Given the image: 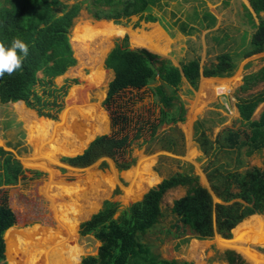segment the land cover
Instances as JSON below:
<instances>
[{"label":"trees","instance_id":"obj_1","mask_svg":"<svg viewBox=\"0 0 264 264\" xmlns=\"http://www.w3.org/2000/svg\"><path fill=\"white\" fill-rule=\"evenodd\" d=\"M247 2L253 13L264 12V0ZM154 3V0H74L70 4L60 0H0V42L7 47L10 46L12 38L18 36L29 45V54L22 69L11 76L6 74L0 78V104L20 101L25 108L39 117L37 119L42 125L52 123L48 120H54L60 111L67 86L75 83V80L65 81L56 87L52 80L75 63L68 33L79 12L83 10L91 20L110 21L114 25H119L129 17H136L137 21L144 23H154L156 18L150 13ZM136 25L134 24L135 27ZM262 53L264 54V22L259 20L249 37L242 58ZM102 68L111 72V79L106 84L104 97L100 102V106L107 111L109 134L93 137L80 155L62 157L59 161L67 166L83 168L99 158L111 159L121 147L128 146L131 141L140 137L138 131L132 136L128 134L130 122L125 114L127 108L120 105L119 99L123 93H136L149 87V95L158 109L156 123H148V139L152 141L158 127L175 124L183 118V109L175 106L176 90L182 80L194 89L199 76L227 77L234 64L233 58L224 53L216 56L213 63L199 72L198 61L193 59L180 64L181 78L178 68L172 66L168 60L143 48H128L124 36L106 53ZM100 80L101 78L96 79L93 83ZM154 82L158 83L151 86ZM263 82L264 66L256 72L244 75L237 91L246 93ZM235 100L238 121L244 130L223 131L212 141L207 140L204 133H199L195 138L198 150L210 160L203 168L209 190L198 184L196 176L175 173L162 179L155 188L147 190L139 201L121 209L115 219L112 217L116 212V204L103 201L100 209L77 227L79 236L90 234L99 243L96 255L82 257L78 263H71L67 257L62 256L57 258V264H192L161 259L150 251L147 244L140 241V237L161 216L159 203L162 196L176 187L184 188L185 193L174 200L170 208V213L175 216V237L179 235L177 231L182 230L197 240L209 239L214 234L222 239H229L230 230L243 218L254 214L264 218V159L260 168L249 167L242 171L237 170L238 161L236 168L226 170L224 166L211 160L220 151L238 152L244 149L246 157L264 148V109L256 121L250 119L255 108L264 101V88ZM170 145L168 143V147ZM168 147L164 146L165 149H169ZM22 172L16 160L0 149V186L13 183ZM59 196L46 197V200L49 201L54 220L62 229L66 208L57 204ZM212 197L218 203H214ZM13 224L14 216L2 198L0 264H5L2 235ZM11 236L15 237L13 234ZM48 240L50 239L36 242L38 244L32 243L31 246L65 244V240L55 239L52 244ZM17 244L18 241L14 246L17 247ZM29 244L31 243H26ZM31 246H28L27 254L35 264ZM24 254L26 255L25 252ZM225 254L224 260L230 264L232 253ZM45 263L48 264L47 261Z\"/></svg>","mask_w":264,"mask_h":264},{"label":"rangeland","instance_id":"obj_2","mask_svg":"<svg viewBox=\"0 0 264 264\" xmlns=\"http://www.w3.org/2000/svg\"><path fill=\"white\" fill-rule=\"evenodd\" d=\"M60 1L70 4L74 0ZM154 1L155 6L151 8L150 13L156 16L158 24H146L137 21L136 17H129L127 20H122L119 25H114L110 21L91 20L83 10L73 20L68 33V41L75 63L67 68L62 75L54 78L52 82L56 87L61 86L65 81L75 80V83L67 86L60 111L54 120L48 121L59 123V118L65 111V107L71 109V119L69 120L71 125H66L65 131L72 139L76 140L75 142H78L80 147H76L77 150L71 151L61 150L58 155H55L54 163L50 165L53 174L25 167L23 160L28 158L31 150L25 139L26 133L22 122L14 112L16 102L0 104V149L16 160L23 170L22 174L13 183L0 186V200L2 198L5 200L14 216V224L9 227L13 230H5L6 232L4 231L5 233L2 235L3 262L5 264H33L32 258L27 254L28 246H31L32 243H41V240L47 239L51 241L49 244H52V240L55 241V239L65 240V244L50 247L31 246L35 264H47L46 261L48 264H57V258L62 256L67 257L71 263H78L82 257L95 256L99 243L90 234L79 236L77 227L79 223L95 214L100 209L103 201L116 204V212L112 217V219H115L121 209L139 201L147 190L155 188L162 179L175 173H190L197 177L200 186L209 190L203 168L210 160L208 161L198 150L195 143L196 136L199 133H204L207 140L212 141L216 133L222 128L244 130L242 125L238 126L228 113L230 111L228 102H230L231 97L233 98L234 90H225L224 86L219 85L209 91L205 98L200 99L197 91L198 82L196 87L192 89L181 81L176 90L177 100L175 106L183 109V118L175 124H164L158 127L154 133V140L149 141L147 130L149 122L156 123L158 109L149 95V87H146L136 93L125 92L119 97L120 105L127 108L125 114L130 122L128 134L132 136L138 131L140 133L138 139L131 141L128 146L121 147L113 158H99L84 168L70 167L59 161L62 157L69 158L80 155L88 144L87 142H90L93 137L109 134L107 111L100 106V102L104 97L106 84L111 79V73L104 70L101 64L100 67H97V65L93 67V56L100 52L104 57L113 44L124 36L126 37L127 47L130 49L140 48L131 41L134 37L136 39L138 37L142 38L151 43L152 47L159 46L160 50L152 53L168 60L176 68H179L180 64L192 59L199 53L198 37L201 27L198 26L196 21L198 18L205 19L206 17L204 13L198 15L197 8L200 7V0ZM134 24H137L136 27ZM190 25L194 27L191 28ZM85 28L93 31L91 34L93 38L86 40L82 50L77 51L76 48L71 46V40L74 39L72 34L75 30H81L79 38L82 39ZM155 29H158L162 34L160 44H155L151 37V32ZM101 34H109L112 37H104L105 40H103ZM144 35L147 37H142ZM186 35L193 38L185 39L184 36ZM207 62L202 61L200 67H205ZM73 70L78 71L81 76L74 75ZM93 72L96 73L93 75ZM37 76L40 75L37 74ZM82 76L92 78L84 80ZM99 78L101 80L98 83H93L94 80ZM209 80L221 82L217 78H210ZM157 83L154 82L151 86ZM71 89H75L74 97L69 99L73 94L70 92ZM89 105H94L95 112L97 114L102 113L101 115L104 117V122L98 123L100 124L99 129H94L95 123L93 121L88 122L86 126L84 124L86 121L83 123V119L80 118L82 115L80 116L78 110H83ZM25 109L35 115L33 111ZM73 112L75 113L73 114ZM97 117L100 118L98 115ZM223 123L225 124L223 125ZM87 131L88 134L83 135ZM168 143L171 144L170 147H168ZM164 146L169 149H165ZM41 149H45V147ZM256 157L259 159L258 156ZM211 160L217 165L224 166L226 170L236 168L237 164L238 171L253 166L252 156L245 157L244 149H240L238 152L220 151ZM236 161H238L237 164ZM34 172L37 174H34ZM142 173H146L155 182L152 186L140 191L139 188H135V182L133 181L136 179L137 182L139 178H143L141 177ZM57 185L62 187L55 189ZM84 186H87L84 188L86 192H79L80 197H75L74 189ZM65 189L73 191V195L71 192L69 195L59 193L65 192ZM45 193L49 196H57L58 193L60 196L57 204L64 205L67 209L64 212L65 224L62 229L52 216ZM184 193L185 189L181 187L170 189L164 193L159 203L161 216L158 218L157 223L140 237V241L147 244L154 255L165 260L190 262L192 264H228L224 258H226L225 252H230L232 253L230 264H247L236 249L231 248L229 245L222 246V241L230 242L233 240V231L232 233L230 231L229 239H222L214 234L209 239L197 240L191 238L187 231L182 230L177 231L179 233L178 237L174 236L175 216L170 213V208L172 202L183 196ZM76 194L78 195V193ZM70 200H74L76 204L70 206ZM212 200L214 203H218L214 197H212ZM87 203L91 207L89 206L86 215L83 214L76 222L74 221L76 216H74V220L68 218L70 207L81 212L82 209L87 207ZM252 217L259 218L264 224V218L261 216L252 215ZM11 230L12 232H10ZM12 234L15 237H12ZM35 236L39 238L34 239ZM248 239L251 240L250 237L243 239V248L245 247V249L259 257V264H264V248L248 244ZM16 241H18L17 247L14 246ZM26 243L31 244L26 245Z\"/></svg>","mask_w":264,"mask_h":264},{"label":"crops","instance_id":"obj_3","mask_svg":"<svg viewBox=\"0 0 264 264\" xmlns=\"http://www.w3.org/2000/svg\"><path fill=\"white\" fill-rule=\"evenodd\" d=\"M199 3H200V7L197 8V11L199 12L198 15L200 16L201 14L204 13L206 17L205 19L198 18V20L196 21L198 26L201 27L199 30L200 33L198 37L199 53L196 54V56H194L192 59H189L188 61L196 59L198 61L199 72H201L202 68L200 67V64L202 61L204 62L208 61L206 64L207 66L208 64L214 62L216 56L226 53L233 58L234 68L229 76L223 78H217V80H221V82H215L209 80L210 78H204L202 76H199L197 81L198 98L200 99H202L203 97L205 98L206 97L205 95H208L209 91L213 90L214 87H217L219 85L224 86L225 90H229V91L234 90L235 94L233 98L231 97L229 99L230 102H228V104L230 105V111L228 113L230 114V118L232 120H235L239 126L241 124L238 121V113L235 108V104H236L235 99L239 97H244L248 94H253L264 88V82H263L258 84L257 86H255L253 89H251L246 93H239L237 91V88L241 84V78L244 75L256 72L258 69L264 66L263 53L253 55L246 59L242 58V54L247 49L249 37L251 33L254 31L255 27L257 26L258 21L261 20L264 22V12H259L257 14L253 13L248 5L247 0H200ZM154 17L156 18V16ZM154 23L158 24L157 18H156V22ZM189 27L192 28L194 26L190 25ZM161 35H162L161 32L159 34L153 35L154 38L153 42L155 44H160V41L162 40ZM184 38L192 39L193 37L190 35L189 36L186 35L184 36ZM182 81L185 82L184 80ZM263 109H264V101L255 108L250 119L256 121ZM224 124L225 123H223V125ZM236 129L237 128L235 129L222 128V130L218 131L216 135L226 130L237 131ZM248 156H252L253 166L251 167L260 168L261 167L260 161L262 162V160L264 159V148H262L258 152L250 153ZM256 156H258L259 159H257ZM250 216L243 218L241 221L244 222L248 220V217L252 218V215ZM248 242L249 241L247 240V243ZM248 244L257 247V245L251 244V242H249ZM245 261L247 262V264H250L247 260Z\"/></svg>","mask_w":264,"mask_h":264},{"label":"bare ground","instance_id":"obj_4","mask_svg":"<svg viewBox=\"0 0 264 264\" xmlns=\"http://www.w3.org/2000/svg\"><path fill=\"white\" fill-rule=\"evenodd\" d=\"M84 31H85V33H84V37H82V39L79 38V35L81 34V30L80 31L75 30L72 34L74 39L71 40V46H73V48H76L77 51L82 50V47L84 46V43L86 42V40L93 38V36L91 35L93 31L91 29L85 28ZM101 33H103V32H101ZM159 33H160V31L158 29L153 30L151 32L152 39H154L153 35L159 34ZM101 36H103V40H105L104 37H106V38L112 37V35H109V34L108 35H105V34L102 35L101 34ZM131 41L133 42V44L135 46L140 47V48H145L151 52L160 50L159 46L156 45L155 47H152L151 43H149V42H147V41H145L139 37L137 39H136V37H134L133 39H131ZM102 57H103L102 53H100V52H99V54L97 53L96 56H93L92 66L94 67V65H97V67H100ZM75 70H76V68H75ZM73 73H74V75H78V76L80 75L78 71L73 70ZM95 73L96 72H93L92 74L94 75ZM69 74H70V72H69ZM91 78H90V76H86V77L82 76V79H84V80H88ZM72 93L73 94L69 97V99L74 97V91H72ZM17 103H19V104H16L14 112H15L16 116L18 117V119L22 122L23 128H24L25 133H26L25 139H26L27 144L30 146V150H31V153L28 156V158L23 160L25 167L35 168L37 170H42V171L47 172L49 174H53V171L51 170L50 165L52 163H54L55 155H58V153H60L61 150L71 151V150H77L80 147L78 142H75L76 140L72 139L70 137V135L65 131V126L71 125L69 123V120L71 119L70 115H71L72 110L68 109V107L66 106L65 111L61 114V116L59 118V123L52 122V123H49L48 125L44 126L39 122L37 117L32 112L27 111L23 107V105H21L22 104L21 102H17ZM74 113L75 112H73V114ZM78 113H80V116L82 115L80 118L83 119L82 120L83 123L86 121L84 123V124H86V126L88 125L87 124L88 122L91 123L93 121V123H95V125H94L95 130L97 128L99 129L100 124H98V123L104 122L103 116L101 115L102 113L97 114L94 110V105H89V106L85 107L83 110L80 109V110H78ZM97 115L100 118H98ZM93 123H92V125H93ZM84 134H88V131L84 132L83 135ZM56 135H57V137L54 138V136H56ZM73 142H75L74 145H72ZM42 147H45V149H41ZM76 147H78V148H76ZM81 147H83V146H81ZM142 174L143 175L141 177H143V178H141V179L139 178V180L137 182H136V179H135V181H133V182H135L134 183L135 188L136 187L139 188L140 191L147 189L148 187L152 186L155 182L154 179L149 177L146 173L145 174L142 173ZM60 187H62V186L57 185V186H55V189L60 188ZM85 187H87V186L74 189V192L72 191L74 193V196L75 197L78 196V198H79L80 197L79 192H81V193L86 192V190L84 189ZM70 192L71 191H68L67 189H65V192H59V193H62L63 195L64 194L69 195ZM73 193H72V195H73ZM76 193H78V195ZM45 195H46L45 197H50L46 193H45ZM57 196H58V193H57ZM74 203H75L74 200H70V206H71V204H74ZM89 206L90 205L87 203V207L85 209H82L81 212L77 211V210H73L72 207H70L69 212H68L69 213L68 218H70V220H74V216H76V219L74 220L76 222L78 219H80V217L83 214H85L87 211H89V208L91 207V206L90 207ZM66 210L67 209H65V211ZM70 215L73 217H71ZM63 219H64V213H63ZM64 224H65V219H64ZM236 226L231 230V233L234 230L233 231V240L230 242L222 241V246L229 245L231 248L236 249L242 255V257L245 260H247L250 264H259L260 263L259 258L253 252L248 251V249H245V247L243 248V239L246 237L247 238L250 237L251 240L248 239V241L251 242V244H255L259 248H264V224L257 217H252V218L248 217V220L244 221L237 228H236ZM10 229H12V228H10ZM218 243H219V241H218Z\"/></svg>","mask_w":264,"mask_h":264},{"label":"clouds","instance_id":"obj_5","mask_svg":"<svg viewBox=\"0 0 264 264\" xmlns=\"http://www.w3.org/2000/svg\"><path fill=\"white\" fill-rule=\"evenodd\" d=\"M28 54V43L18 36L12 38L10 46L6 47L3 42H0V78H3L6 74L11 76L16 71L22 69L24 60L27 58Z\"/></svg>","mask_w":264,"mask_h":264},{"label":"water","instance_id":"obj_6","mask_svg":"<svg viewBox=\"0 0 264 264\" xmlns=\"http://www.w3.org/2000/svg\"><path fill=\"white\" fill-rule=\"evenodd\" d=\"M148 51V50H147ZM150 52V51H149ZM152 53V52H151ZM154 54V53H153ZM155 55H158V54H155ZM104 58V57H103ZM103 60V59H102ZM102 62V61H101ZM178 71H179V75L181 76V78H182V74H181V71H180V69L178 68Z\"/></svg>","mask_w":264,"mask_h":264}]
</instances>
